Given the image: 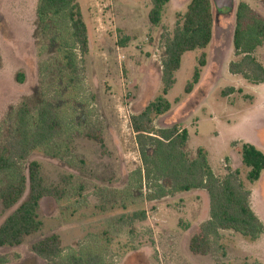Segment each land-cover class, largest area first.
Masks as SVG:
<instances>
[{"label":"rangeland","instance_id":"374dc122","mask_svg":"<svg viewBox=\"0 0 264 264\" xmlns=\"http://www.w3.org/2000/svg\"><path fill=\"white\" fill-rule=\"evenodd\" d=\"M39 1L0 0V151L15 132L22 106L35 117L41 106L52 105L60 121L58 135L32 153L23 169L27 173L30 162H40L46 185L67 194L62 201H41L43 227L38 233L21 246L0 247L8 264H68L71 255L97 256L100 264H264V234L251 240L221 231L208 256L193 255L190 239L210 218L208 193L193 190L154 199L143 179L130 118L159 94L166 40L190 0H170L158 26L149 20L152 0H77L88 28V54L75 44L65 15L41 24ZM241 2L264 18L261 0H234L233 11L214 6L213 41L185 54L167 96L172 108L154 127L178 124L186 129L188 159L194 160L203 148L220 179L238 170L251 191V208L264 223V173L250 183L236 150L249 143L264 153V84L229 72L230 63L240 59L233 34ZM126 37L130 41L122 46ZM68 51L74 55L75 71L67 66ZM202 54L207 64L201 80L185 94ZM254 56L264 65V44ZM96 129L103 131V146L86 136ZM7 182L0 177V188ZM160 184L171 187L169 181ZM142 210L144 219L135 216ZM13 211L0 208V225ZM52 234L62 238L63 252L49 262L31 247Z\"/></svg>","mask_w":264,"mask_h":264},{"label":"trees","instance_id":"16d2710c","mask_svg":"<svg viewBox=\"0 0 264 264\" xmlns=\"http://www.w3.org/2000/svg\"><path fill=\"white\" fill-rule=\"evenodd\" d=\"M261 1L264 4V0ZM169 2L170 0H152L149 20L153 25H160ZM37 15L42 25L50 17L65 15L71 23L75 44L83 54H88V28L77 0H40ZM214 33L213 0H190L186 13L178 16L172 35L166 40L159 94L142 111L130 118L144 167L143 179L153 191L151 197L158 199L193 190L208 193L210 218L201 224L198 233L189 242V250L196 256H208L212 252L213 239L218 238L221 231H233L251 240H257L264 234V223L251 208V191L243 185L238 170L220 179L214 173L203 148L197 150L194 160L188 159L184 152L189 139L186 129H180L178 124L159 130L154 127L155 120L172 108L167 96L176 83V74L182 67L185 54L206 49L212 43ZM129 41L126 37L121 45L126 46ZM263 44L264 18L258 16L246 3H239L235 14L233 46L240 59L230 63L229 72L242 75L254 84H264V65L254 56L255 51ZM68 52L67 66L75 71L74 55ZM206 64V54H202L199 66L186 85L185 94H191L199 84L201 69ZM20 81H23V77ZM233 90L231 88L228 92ZM59 126L58 114L50 104L41 106L35 117L26 106H22L17 112L15 132L0 151V177L8 180L0 188V208L3 211L14 209L0 225L2 248L21 246L27 237L42 229L39 208L43 199L62 201L66 197L64 189L46 185L40 162H30L27 173L23 169V163L32 153L47 147L57 137ZM86 136L99 145H104L101 129L92 130ZM236 150L248 169L247 180L252 184L259 181L264 173V153L249 143H243ZM162 181H169L171 187L165 188L160 184ZM27 192L26 200L19 205ZM135 216L144 219L146 212L142 210ZM31 250L37 257L53 262L62 255L63 241L59 235L52 234L35 242ZM101 262L99 257L92 255L87 259L71 255L68 259V264ZM0 264H8L5 255L0 254Z\"/></svg>","mask_w":264,"mask_h":264},{"label":"water","instance_id":"95a60500","mask_svg":"<svg viewBox=\"0 0 264 264\" xmlns=\"http://www.w3.org/2000/svg\"><path fill=\"white\" fill-rule=\"evenodd\" d=\"M213 3L217 10L233 11L234 8V0H213Z\"/></svg>","mask_w":264,"mask_h":264}]
</instances>
